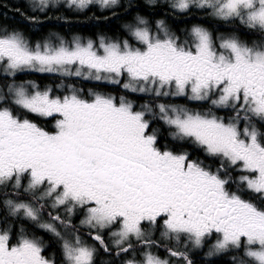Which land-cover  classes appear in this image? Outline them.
Instances as JSON below:
<instances>
[{"label":"snow or ice","instance_id":"snow-or-ice-1","mask_svg":"<svg viewBox=\"0 0 264 264\" xmlns=\"http://www.w3.org/2000/svg\"><path fill=\"white\" fill-rule=\"evenodd\" d=\"M49 2L38 0L36 7L43 11ZM93 2L114 7L120 0H68L81 9ZM193 7L222 21H239L260 39L214 36L200 25L182 39L163 20L153 33L141 16L128 26L140 47L103 37L98 44L79 37L33 44L20 31L0 27V64L7 76L34 69L112 84L127 77L122 87L131 92L186 96L231 112L218 116L156 105L175 139L191 140L217 158L213 170L188 152L157 146L158 130L148 118L156 113L148 104L134 110L125 97L117 102L92 93L86 100L72 86L69 95L56 96L32 82L7 84L0 90V205L6 210L0 216V264H55L42 254L43 241L23 227L11 243L9 218L30 220L58 237L65 264H96L97 247L72 224L80 209L85 212L80 224L104 252L139 254L123 264H169L151 251L159 247L151 232L158 223L164 239L179 244L183 236L202 247L215 233L209 256L237 249L243 256L233 257V264H264V208L240 194L242 188L264 199V0H171L180 13ZM15 108L42 117L58 114L56 131ZM237 171L242 174L234 177ZM231 185L237 191H229ZM46 206L56 213H47L51 222H41ZM168 251L193 264L186 251Z\"/></svg>","mask_w":264,"mask_h":264},{"label":"flooded vegetation","instance_id":"flooded-vegetation-1","mask_svg":"<svg viewBox=\"0 0 264 264\" xmlns=\"http://www.w3.org/2000/svg\"><path fill=\"white\" fill-rule=\"evenodd\" d=\"M0 1L4 2L5 0ZM7 3L11 8H5L0 5V27L7 28L9 31H20L24 37L33 44L36 42L44 43L46 41L56 43L61 38L68 41L74 40L76 37L82 38L83 40H87V38L95 40L99 37H104L109 41L127 40L134 47H140L141 45L131 35L128 27L129 25L135 24V18L137 16H141L148 21V26L153 33L157 31V22L163 20L169 31L180 36L182 39L186 38L187 33L190 32L194 25H200L209 29L213 32L214 36L235 33L239 35L242 40L249 43L254 40L259 41L260 39V34L258 32L245 29L239 21L226 22L219 20L211 16L210 10H200L193 7L186 14L173 10L171 8V0H155L154 3L151 2V0H120L119 5L114 7L101 9L98 5H91L84 10H79L74 5L70 6L53 0L43 11L36 7L38 0H7ZM31 17L36 18L35 23L29 19ZM84 26L86 27L85 29ZM1 65L4 66L3 64ZM50 75L51 74L28 72L27 74L25 73V75L20 74L15 77H10L0 73V85L3 87L2 90L6 91L5 86L7 84L20 82L21 80H33L40 88H44L48 85L55 86L63 80L60 75L53 74L58 75L62 80L59 81L58 79L57 83L50 84L48 82ZM65 82L70 83L67 81ZM111 85L115 87L108 94L117 99L126 96L129 101L133 102L134 108L140 107L146 103L153 106H156L157 103H164L186 107L192 111L207 112L211 110V112L218 116L231 114L229 109L215 107L210 101L191 100L186 96L156 97L154 95H142L126 90L119 85ZM119 89L120 91L122 90L121 93L116 92V90L119 91ZM22 110L23 109L19 108L14 109L18 115H21L20 113ZM155 113L156 116H150L149 118L152 120L151 128L158 130L157 146L160 147L161 150L168 149L177 152H188L190 159L202 161L213 170L219 166L216 163L217 158L210 157L202 148L195 145L191 140L182 141L175 139L171 135L175 129L169 127L164 121L160 120L158 118L159 113ZM46 120L50 119H45L43 121ZM254 122L257 123L258 127H261L258 121ZM243 124L244 122L241 121V127H243ZM262 130H264V128H262ZM231 174L235 177L242 173L237 171ZM229 191H237V186L231 185ZM240 194L244 199L252 200L258 207L264 208V199L259 198L257 194L248 192L242 188L240 189ZM59 211L60 214L63 215V209ZM48 212H53V214H55V212L51 208L45 207L43 215L49 220L47 215ZM84 215V210H77L76 214L71 218L72 224L76 226L78 231L90 245H95L97 247L96 264H123L124 260L133 258V255L139 258L138 253L122 254L117 257L115 255V250L111 253L101 251L103 249L88 236L90 229L80 224ZM57 227L58 229L61 228L60 225H57ZM162 231V223H158L155 228L151 229L152 239L156 240L159 244V247H155L151 249V251L159 256L160 259L168 260L169 264H184L183 259L171 256L168 251L169 249L186 251L189 258L193 261V264H233V257L240 258L243 256L242 251H237V249H230L226 252H220L209 256L208 252L218 239V235L215 233L211 237L205 239L202 247H195L183 236L179 244H177L175 240L164 239L161 236ZM28 234L29 236H34L43 241L44 252L42 254L46 258L54 260L55 264H65L61 241L58 237L43 228L41 232L31 230ZM105 240L106 242H110V237L107 234H105ZM135 247L137 249L141 248L138 244L135 245Z\"/></svg>","mask_w":264,"mask_h":264},{"label":"rangeland","instance_id":"rangeland-1","mask_svg":"<svg viewBox=\"0 0 264 264\" xmlns=\"http://www.w3.org/2000/svg\"><path fill=\"white\" fill-rule=\"evenodd\" d=\"M54 1H57L58 3L59 2H61V3H65V4H67V5H69V3H68V0H54ZM51 2H53V0H50V4H51ZM91 5H98L101 9H103V8H106V7H103V6H101V4H99L98 2H93L92 4H90V5H88L87 7H85V8H83V9H81V8H78L79 10H84V9H87L88 7H90ZM75 6V5H74ZM100 38L101 37H99L98 39H90V38H87V40H93L94 42H96L97 44L99 43V40H100ZM104 38V37H103ZM82 41H87V40H83L82 38H80ZM105 39V41L106 42H112V41H109L108 39H106V38H104ZM71 41H73V40H68V42H71ZM3 67L4 66H2L1 64H0V73L1 74H3V75H6L4 72H3ZM28 72H36V73H40V74H58V75H60L62 78H74V79H76L77 80V85L76 84H71V83H66L65 81H61V82H59L58 84H56L55 86H53V85H48L47 87H44V88H40L41 90H44V89H47V88H50V89H52V93H53V95H56V96H64V95H69L70 94V92H71V88L69 87V86H72V87H74L76 90H77V92H78V94L81 96V98H83V99H86V100H91L92 99V93H99V94H102V95H106V96H111V95H109L108 93H104V92H99V91H96V90H93V89H88V90H86V91H84V88H82L81 87V85H79L78 84V82L80 83V81L81 80H85V81H93V82H99V83H109V82H107V81H96V80H94V79H85L84 77H76V76H66V75H63V74H61V73H49V72H39V71H36V70H34V69H25V70H23V71H20V72H17V74L16 75H20V74H22V75H25V73L27 74ZM122 79V82H121V84H114V85H119V86H121L122 87V83H124V82H126L127 81V77H123V78H121ZM26 80H21L20 82H15V83H17V84H20V83H28V82H32V83H34L35 85H38L36 82H34L33 80H27L26 82H25ZM109 84H112V83H109ZM2 88L3 87H1V85H0V90H2ZM127 90V89H126ZM136 93H138V92H136ZM138 94H142V95H152V94H150V93H138ZM123 97H125L127 100H129L126 96H123ZM120 98V97H119ZM117 102H119V99H117ZM146 104H148V105H150L152 108H153V111L154 112H157V113H159L158 112V109L156 108V106H153V105H151V104H149V103H146ZM157 104H160V103H157ZM7 106V105H6ZM142 106V105H141ZM141 106L140 107H135L134 108V110H140V108H141ZM156 110V111H155ZM22 112H26L25 110H22ZM34 116H36V117H38V118H40L41 120H45V119H51V121H49V123L47 124L48 125V127H46V128H44V127H42L37 121H34V120H32L33 122H35L39 127H41V128H43V129H45L46 131H49V132H55L56 131V128H55V123H56V120L57 119H59L60 117H59V115L57 114V115H54V116H52V117H42V116H37V115H35V114H33ZM150 116H152L151 114L148 116V118L150 117ZM150 119V118H149ZM31 120V119H30ZM23 182H24V184H26L27 183V177L25 176L24 178H23ZM62 210V209H61ZM56 214V213H55ZM41 222H50L48 219H47V217L46 216H42V221ZM24 229V228H23ZM24 231H25V229H24ZM26 232V231H25ZM13 233V232H12ZM19 234H20V232H19ZM19 234H14L13 233V236H12V240L10 241L11 243H16L17 242V239H18V237H19ZM28 235V234H27ZM237 251H239V250H237ZM242 251V250H241ZM242 253H243V251H242Z\"/></svg>","mask_w":264,"mask_h":264},{"label":"trees","instance_id":"trees-1","mask_svg":"<svg viewBox=\"0 0 264 264\" xmlns=\"http://www.w3.org/2000/svg\"><path fill=\"white\" fill-rule=\"evenodd\" d=\"M0 5L4 6L5 8H11V6L7 3V0H5L4 2L0 1ZM86 22H88V21H86ZM85 28L86 27L84 26V29ZM58 79H59V81L62 80V78L58 77V75L51 74L49 76L48 82L50 84H54V83H57ZM63 80L70 82V83H76L77 84V81L73 78L67 77V78H63ZM78 84L81 85L82 88H84V91H86L88 89H93V90H96L99 92H104V93L111 92L115 87L109 83H99V82L85 81V80H81L80 83L78 82ZM116 92L121 93L122 90L120 91V89H119V91L116 90ZM20 114L22 117H26L28 119L37 121L44 128L48 127L47 123H49V121H51V119L43 121L40 118H38V117L32 115L31 113H28V112H22L21 111ZM9 191H10V189H9ZM0 216H6V210L3 208L2 205H0ZM9 223L13 226L12 232L16 235L19 234L21 227H23L25 229L26 234H28V232H30L31 230L39 231V232L42 231V228L38 227L36 223L31 222L30 220H26V219L9 218ZM101 251H103V250H101Z\"/></svg>","mask_w":264,"mask_h":264}]
</instances>
